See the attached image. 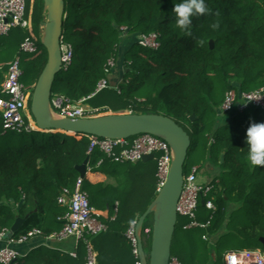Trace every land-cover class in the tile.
<instances>
[{
    "label": "trees",
    "instance_id": "16d2710c",
    "mask_svg": "<svg viewBox=\"0 0 264 264\" xmlns=\"http://www.w3.org/2000/svg\"><path fill=\"white\" fill-rule=\"evenodd\" d=\"M64 1L67 18L63 41L73 46L76 66L71 77H64L62 73L56 77L53 94L72 101L88 99L106 77L108 61L122 59L124 79L116 86L120 93L117 88L111 91L121 101L125 96L127 107L112 112L162 115L174 120L190 136V151L204 152L206 160L229 174L227 182L218 180L211 184V200H208L217 208L211 227L207 231L185 230L184 226L189 223L186 219L188 222L176 227L172 254L174 245L178 246L181 241L174 255L183 259L184 264L191 263L199 252V239L194 231L199 230L200 241H204L205 234L216 235L229 225L228 217L233 214L250 218L247 238L255 242V249L263 247L260 240L264 238V167L250 164L246 139L252 123H264V110L249 108L244 113L228 114V122L222 126L219 108L230 90L251 93L264 88V0H205L211 14L194 16L187 31L176 26L173 12L175 3L181 0ZM31 6L33 13L29 16L33 29L28 33L37 41L39 51L25 56L23 70L25 84L34 86L45 68L48 54L41 44L44 2L33 0ZM73 12L76 14L71 22ZM21 33L8 36L11 42L19 44L17 56L22 54L20 47L27 38V34ZM126 33L127 38L122 39ZM151 33L160 35L159 50L145 49L137 43L139 36ZM211 42L214 50L210 48ZM137 46L140 49L134 53ZM128 54H132V59L127 58ZM104 93L86 101L87 106L96 110V115L112 110L102 103ZM193 115L195 121H191ZM8 134L11 139L0 148V233L11 230L18 218L24 219L27 215L29 219L14 236L34 229L46 236L59 233L63 228L61 218L68 211L57 199L62 189L74 188L80 178L77 167L88 161L93 173L86 185L93 208L98 212L109 210L114 215L115 205L119 203V212L113 222H108V231L90 238L93 250L98 253L97 264H135L126 232L156 199L157 189H153L143 210L126 216L121 215L118 189L109 181L95 179L97 176L119 178L123 166L132 163L116 164L98 149L88 154L91 142L87 137L40 131L19 135L5 133L0 125V135ZM100 161L103 163L98 167ZM190 172L185 167V175ZM138 185L139 191L137 187L132 190L133 194L138 192L143 198L150 193ZM232 203L237 210L231 212ZM200 210L208 211L202 204ZM146 223L144 228L149 227ZM146 240L151 250L152 240ZM213 260L217 259L213 257ZM83 263L84 254L72 259L68 253L45 249L14 264Z\"/></svg>",
    "mask_w": 264,
    "mask_h": 264
},
{
    "label": "built area",
    "instance_id": "2783aa9c",
    "mask_svg": "<svg viewBox=\"0 0 264 264\" xmlns=\"http://www.w3.org/2000/svg\"><path fill=\"white\" fill-rule=\"evenodd\" d=\"M31 0H0V37H8L13 30H32L31 16L27 14V2ZM126 31V29H123ZM140 47L151 50H159L160 35L151 33L141 35L137 39ZM62 70L69 71L73 65L75 50L69 43L62 39ZM20 51L24 55H36L39 48L35 39L26 38L21 44ZM117 69L116 59H110L105 66L106 77L102 79L96 92L88 99L108 90L113 89L111 78ZM24 71L22 61L18 56L8 67L5 81L0 87V125L5 133H15L22 135L32 131H38L35 120L31 113V103L34 93V86L23 82ZM116 89V88H114ZM119 91V89L117 88ZM120 92V91H119ZM72 101L64 96H52V111L62 119H83L90 118L96 110L88 108L86 101ZM249 108L264 110V88L251 92L239 93L230 90L221 107V114L244 113ZM91 146L88 154H92L96 149L100 150L109 160L116 164H137L147 156H153L157 166L156 180L157 192L164 187L172 164L173 154L169 144L155 136L139 135L126 140H107L94 136L87 137ZM211 143H214L212 140ZM103 163L100 161L98 167ZM93 168L87 167V174ZM85 179L79 178L74 188H64L57 199L58 204L67 209V213L61 218L63 228L59 233L46 236L41 230L34 229L25 235L8 237L11 230H4L0 233V244L4 245L0 249V264H14L24 256L17 251L16 247L23 246L32 240L41 238L48 249H53L52 242L63 243L72 239L74 241L71 251L66 252L57 249L61 253H68L71 258L78 259L81 247L87 251L86 262L83 264H97V256L93 250L90 238L97 237L108 231V226L101 220L100 214L92 207L90 196L84 190ZM212 191L211 185H202L198 181V169H193L184 177L183 191L180 196L177 213L178 218L189 221L184 226L185 230L201 229L208 230L211 227L213 216L207 223L197 220L196 213L202 201L205 207L214 215L217 211L213 202L207 200ZM115 217L119 212V203L115 205ZM135 221L126 232L127 239L133 247V254L136 259L135 264H141L139 260L138 241L136 238ZM143 236L146 239L152 238V228H144ZM209 235L203 236L204 241L209 240ZM169 264H182L180 259L172 256ZM224 264H264V251L254 249L250 251H232L225 255Z\"/></svg>",
    "mask_w": 264,
    "mask_h": 264
},
{
    "label": "water",
    "instance_id": "95a60500",
    "mask_svg": "<svg viewBox=\"0 0 264 264\" xmlns=\"http://www.w3.org/2000/svg\"><path fill=\"white\" fill-rule=\"evenodd\" d=\"M44 20L41 23V44L48 54L47 63L38 78L31 113L38 131L44 133H63L69 137L94 136L107 140H126L139 135H151L166 141L173 154L172 164L164 187L147 211L139 218L136 226L139 260L141 264H169L172 257V244L178 224L177 206L183 191L185 166L191 148L188 133L174 120L154 114H106L83 119L58 118L52 111V96L56 77L69 71L62 70V50L65 14L64 0H43ZM214 43H210L214 50ZM116 87V86H115ZM193 115L191 121H195ZM225 155L222 156V163ZM154 161L147 156L142 163ZM138 164V163H137ZM88 161L77 167L81 178L87 177ZM202 206L205 202H201ZM153 217L152 243L149 257L145 251L143 229L149 217ZM18 218L8 237L19 231L29 219ZM264 246V238L260 240Z\"/></svg>",
    "mask_w": 264,
    "mask_h": 264
},
{
    "label": "rangeland",
    "instance_id": "374dc122",
    "mask_svg": "<svg viewBox=\"0 0 264 264\" xmlns=\"http://www.w3.org/2000/svg\"><path fill=\"white\" fill-rule=\"evenodd\" d=\"M32 1L27 2V14H29L30 12L33 13V8H31V4ZM76 14V12H73V15H71V22L73 20V16ZM21 29H17V30H13L12 32H16V33H21ZM22 33L24 35L27 34V38H31L32 36H30L31 33H28V31L23 30ZM21 33V35L23 36V34ZM42 36V34H41ZM127 33L125 35V37L123 36L122 39L127 38ZM0 39H2V37H0ZM139 46L135 47V49L133 50V52H137L139 49ZM162 52V50L159 52H157L158 54H160ZM24 54H21L19 57L21 58L22 61V70L23 68V62L25 59ZM128 59H132V54H128L127 55ZM117 62V67L118 64L122 62L118 59H116ZM75 66L76 65H72V67L70 68L68 73H62V75L64 77H71L73 75V72L75 71ZM117 70V69H116ZM24 71V70H23ZM23 82H24V78H23ZM25 83V82H24ZM112 89H108L105 91L104 93V98L102 103H106L107 105L110 106V108L108 109H112L113 110H117V108H122V107H127V99L125 96H123V100L121 101L120 99L117 98L116 93L111 91ZM120 93V92H119ZM221 107L220 106L219 110H220V118H221V125H225L228 120L227 119V115L225 114H221ZM88 108H90L88 106ZM91 109V108H90ZM125 113H130V112H125ZM125 113H105V114H100V115H106V114H125ZM131 114V113H130ZM100 115H96L93 114L92 117H98ZM186 128H188L189 126L186 125ZM189 129V128H188ZM11 139V136L8 135H0V148L1 146L5 143V141L7 139ZM8 139V140H9ZM137 166L134 167L133 164H127L125 166H123L124 170L122 171V176H120L119 178L115 179V182L112 181V179H110V184L115 186L118 189V194L117 197L121 203V215H129L131 214L133 211L134 212H140L141 210H143L146 205L149 202V199L152 197V191L154 188H157V180H156V163L154 161H151L149 163H138L136 164ZM193 165L197 166L200 171L199 174H209L210 177L212 178V180L218 181H224L227 182L229 180V174H227V172H223V170L221 169V166L219 167L218 165L209 162L208 160H206L205 158V154L204 152H194V151H190L189 155H188V159L186 162V170L189 171L190 167H192ZM212 168V170L210 168ZM129 173V175H128ZM87 180H89V175L86 177L85 179V185H84V190L89 194V189L87 188L86 182ZM141 184L144 186V190H147L151 193L147 194L145 197L140 198L137 193L133 194L132 190L133 189H137V191H139V185ZM227 184V183H226ZM210 199L211 200V196L207 198V200ZM231 212L237 210V206L234 205L233 203L231 204ZM93 207V205H92ZM230 215V214H229ZM115 216V213H114ZM197 216V220L200 221L201 223H207L210 218L212 217V213L210 211H206V210H200L196 213ZM147 223L146 225H148L150 228L153 227V217H149L147 219ZM229 225L225 226L223 229H221L219 231V233H217L216 235H212L209 232V240L206 241H200V232L199 230L194 231V234L197 236L198 240V244H199V249H197L199 252L197 253V255H195L196 258V262H195V258L194 260L189 263V264H224V257L227 253L232 252V251H250V250H254L256 248V244L253 241H250V239L247 238V236L249 235L248 233H250V218H248L247 216H243L241 214H233L232 216L228 217ZM188 222L186 219L179 217L178 218V224L182 225L183 223ZM145 245H146V253H147V257H149L150 254V248H149V242L148 240H146L145 238ZM259 249L264 251V246L263 247H259ZM179 251V247L176 245H174L173 247V254L172 256H175L174 254H176V252ZM79 256H80V252H79ZM213 257H215L217 260L212 262ZM178 258V257H177ZM180 259V258H179ZM181 263L184 264L183 259H180ZM86 262V260H85Z\"/></svg>",
    "mask_w": 264,
    "mask_h": 264
},
{
    "label": "crops",
    "instance_id": "0c3cea01",
    "mask_svg": "<svg viewBox=\"0 0 264 264\" xmlns=\"http://www.w3.org/2000/svg\"><path fill=\"white\" fill-rule=\"evenodd\" d=\"M16 34L17 33L12 32L11 36L13 37V35H16ZM11 40H12L11 37L10 38L9 37H3L2 39H0V87L3 84V82L5 81L9 65L18 57L17 55H18V51H19V47H18L19 44L13 43V42H11ZM122 72H123V67H122V62H121L118 64L117 70L114 72V75L111 78V84L113 85L114 88H117L115 86L118 85L119 81H121V82L123 81L124 78H123ZM121 112L125 113V112H129V111H119V112L110 111V113H121ZM195 168H197L198 171H200V169L195 165L190 167V170L192 171ZM210 169L212 170V168H210ZM91 173H93V172L88 173L87 176L90 175ZM95 179L101 180L102 182L103 181H109L110 182V179H112V181L115 182L116 178H109L107 176H105V177L104 176L103 177L97 176ZM198 181L202 185H208L209 186L213 183L214 180H212V178L210 177L209 174H199V172H198ZM98 213L101 216V220L105 224H107V226L109 225L108 222H110V223L113 222L112 219L115 216L113 214L111 215L109 210L104 211V212H98ZM73 244H74V241L72 239H69L68 241L63 242L61 244L60 243L55 244V242H53V243H51V246L53 248L51 250L62 249L63 251L69 252L72 250ZM43 245H44V240L41 238H38V239L30 241L29 243H27L23 246H18V247H16V249H17V251H19L24 256L23 258H27L31 255H33V256L38 255L39 253L44 252L45 249H48ZM3 246L4 245L0 244V249ZM180 246H181V241L178 243V247H180ZM41 249H44V250L41 251ZM85 250L81 247L79 252H80V257L82 254H84V259L86 260L87 251L85 252ZM95 254H96V256L98 255L97 252H95Z\"/></svg>",
    "mask_w": 264,
    "mask_h": 264
},
{
    "label": "clouds",
    "instance_id": "9594fccd",
    "mask_svg": "<svg viewBox=\"0 0 264 264\" xmlns=\"http://www.w3.org/2000/svg\"><path fill=\"white\" fill-rule=\"evenodd\" d=\"M176 26L187 31L192 25L194 16L211 14L205 0H181L175 3L173 10ZM247 158L253 167H264V123H252L247 130Z\"/></svg>",
    "mask_w": 264,
    "mask_h": 264
}]
</instances>
